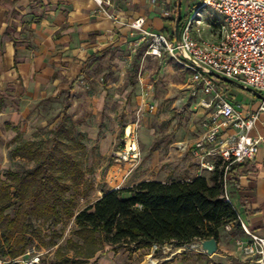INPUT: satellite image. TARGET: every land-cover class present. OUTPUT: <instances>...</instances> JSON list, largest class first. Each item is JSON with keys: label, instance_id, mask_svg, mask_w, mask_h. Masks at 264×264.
Segmentation results:
<instances>
[{"label": "rangeland", "instance_id": "obj_1", "mask_svg": "<svg viewBox=\"0 0 264 264\" xmlns=\"http://www.w3.org/2000/svg\"><path fill=\"white\" fill-rule=\"evenodd\" d=\"M112 3L113 0L104 11ZM181 12L187 17V2ZM202 13L204 24L208 18L218 16L210 8H203ZM109 16L120 22L112 13ZM131 23L123 44L90 57L77 75H59L61 83L45 81L35 88L27 85L22 90H0V180L11 186V191V172L22 173L41 163L59 177L60 184L70 186L64 194L66 200H73L71 207L77 214L100 195L98 189L104 187L112 164H116L114 171L126 173L129 164L119 162L115 152L123 145L129 125L136 129L142 151V160L133 172L145 164H150L156 174L157 169L168 172L182 163H194L191 153L183 154L180 145L191 144L204 135L209 121L199 99L191 92V70L171 54L154 53L142 39V31L133 29ZM144 27L149 26L145 23ZM214 78L223 88L233 85L217 75ZM20 145L23 149L15 154ZM29 149L36 153L35 157L30 156ZM68 157L75 159L83 173L79 183L61 177V161ZM52 162H57V166ZM17 211L11 206L4 214L13 217ZM75 221V216L66 214L59 223L43 217L31 219L30 233L35 235V241L29 248L35 249L32 255H41L39 264H94L98 254L110 251L115 252L116 264H149L152 259L156 264H257L258 255L247 253L239 242L238 252L229 254L233 249L229 242L234 239L232 229L227 227L221 229L219 249L213 254L191 243H166L153 253L151 248H114L105 242L87 260L84 240L74 233ZM2 226L0 222V233ZM239 235L249 236L246 232ZM152 253L154 257L149 258ZM0 255L12 256L2 252Z\"/></svg>", "mask_w": 264, "mask_h": 264}, {"label": "crops", "instance_id": "obj_2", "mask_svg": "<svg viewBox=\"0 0 264 264\" xmlns=\"http://www.w3.org/2000/svg\"><path fill=\"white\" fill-rule=\"evenodd\" d=\"M180 1L181 8L187 2L189 11L187 17H183L181 12L182 23L203 0H113L107 11L102 10L95 0H0V90L9 87L22 90L27 85L35 88L45 81L61 83L63 80L59 75L66 78L77 75L90 57L111 46L123 44L131 30L128 23L139 17L145 18L148 29L164 32L173 40ZM202 10V25L195 28V35L219 39L221 17L208 18L204 24ZM223 89L246 113L254 112L262 105L263 99L245 88L233 84ZM252 134L264 137V113ZM194 142L180 145L182 153L189 151ZM192 160L193 164L182 163L168 171L172 173L157 169L154 174L152 166L145 164L125 179L120 171H114L116 164H112L104 179L105 185L98 189L100 195L95 200L103 195L104 190L132 187L147 179L164 182L190 180L200 175L196 159L193 157ZM247 163L255 170L245 175L227 176L228 191L240 217L253 232L264 238V138L256 157ZM231 237L234 239L229 242L230 247L233 246L229 252L231 255L238 252L241 238L244 241L250 239V236L234 234L233 230ZM114 256L112 251L98 254L94 262L116 264Z\"/></svg>", "mask_w": 264, "mask_h": 264}, {"label": "trees", "instance_id": "obj_3", "mask_svg": "<svg viewBox=\"0 0 264 264\" xmlns=\"http://www.w3.org/2000/svg\"><path fill=\"white\" fill-rule=\"evenodd\" d=\"M19 149L23 146H18L15 154ZM28 153L35 157L32 149ZM61 164V177L71 178L75 183L83 179L75 159L68 157ZM52 165L57 166V162ZM252 170L255 169L250 163L233 164L227 176L245 175ZM10 174L14 191L0 180V222L3 223L0 252L13 257L26 253L34 243L35 235L30 233L33 217L59 223L63 214L75 216L74 233L84 240L87 260L105 242L114 248L133 245L135 249H143L154 244L181 246L197 239L218 240L221 229L228 224H232L234 234L245 232L237 210L224 197L225 169L220 164L209 176L171 182L147 179L132 187L104 190L100 198L77 214L71 207L73 200H66L64 194L70 186L60 184L59 177L49 173L41 163L22 173ZM11 206L18 208L13 217L4 214ZM5 247L10 250L5 251Z\"/></svg>", "mask_w": 264, "mask_h": 264}, {"label": "built area", "instance_id": "obj_4", "mask_svg": "<svg viewBox=\"0 0 264 264\" xmlns=\"http://www.w3.org/2000/svg\"><path fill=\"white\" fill-rule=\"evenodd\" d=\"M95 1L103 10L111 3V0ZM203 8H210L221 17L219 39L195 35V28L201 24ZM144 25V17L131 23L133 29L142 31V39L149 43L154 53L161 55L167 51L192 71L191 92L198 97L199 105L207 110L209 125L189 151L197 161L200 175L211 174L219 164L224 167V197L233 204L228 191L227 170L230 165L247 163L259 152L264 137L255 136L252 132L264 113V100L258 110L244 112L216 83L214 75L201 67L236 79L264 94V0H203L182 22L181 44L177 43L176 37L172 40L166 33L147 29ZM150 107L154 109L153 104ZM115 155L119 162L129 164L124 179L140 164L142 151L136 129L131 125L127 126L124 143ZM238 216L244 231L250 236L248 241L239 243L247 253L258 255L259 264H264V238L253 232ZM226 227L232 229V224ZM202 240L190 243L193 247L202 248ZM159 248L154 244L151 250L154 253ZM32 250L35 251L29 248L26 253L14 257L3 258L0 255V264H39L41 255H32ZM153 253L149 258L154 257ZM152 262L157 263L153 259Z\"/></svg>", "mask_w": 264, "mask_h": 264}, {"label": "water", "instance_id": "obj_5", "mask_svg": "<svg viewBox=\"0 0 264 264\" xmlns=\"http://www.w3.org/2000/svg\"><path fill=\"white\" fill-rule=\"evenodd\" d=\"M181 1L179 2V14L176 20V32H175V36H176V41L178 44H181L182 40H181V27H182V23H181ZM203 70L208 71L209 73H211L212 75H217L219 78H221L222 80L226 81L227 83H232L235 84L237 86H240L242 88H245L249 91H251L252 93H254L256 96H258L259 98L264 100V94L261 93L260 91L256 90L255 88L246 85L236 79H232L229 77H226L224 75H222L221 73L212 71V70H208L204 67H201ZM201 246L202 249L207 253V254H213L216 253L219 249V242L216 238H209V239H204L201 242ZM158 251V249H157ZM155 251V253L157 252Z\"/></svg>", "mask_w": 264, "mask_h": 264}, {"label": "bare ground", "instance_id": "obj_6", "mask_svg": "<svg viewBox=\"0 0 264 264\" xmlns=\"http://www.w3.org/2000/svg\"><path fill=\"white\" fill-rule=\"evenodd\" d=\"M151 264H154V262H151Z\"/></svg>", "mask_w": 264, "mask_h": 264}]
</instances>
